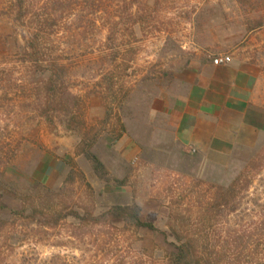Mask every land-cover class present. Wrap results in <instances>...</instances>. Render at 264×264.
I'll list each match as a JSON object with an SVG mask.
<instances>
[{"label": "rangeland", "instance_id": "rangeland-1", "mask_svg": "<svg viewBox=\"0 0 264 264\" xmlns=\"http://www.w3.org/2000/svg\"><path fill=\"white\" fill-rule=\"evenodd\" d=\"M13 1L0 0V264H111L123 252L129 260L168 264L175 231L200 234L205 224L212 226L210 239L222 260L217 264H264V170L231 205L212 218L201 216L203 197H213L210 185L228 189L251 162L264 165V146L248 163L243 157L199 158L177 142L168 113L180 74L193 60L227 54L264 71V0H104L101 11L83 16L62 9L54 42L42 45L68 51L71 67L67 86H57L52 121L37 107L44 85L16 62L25 43L16 42ZM33 1L28 6L35 13L23 15L54 12L52 4L44 10ZM114 52L121 68L131 67L120 72L130 92L120 111L127 134L117 143L102 135L93 152L126 186L100 179L79 152L85 136L110 129L102 123L107 109L100 98L108 84H99L94 71L109 70ZM67 88L84 98L83 120L60 112ZM69 161L78 167L71 182ZM134 204L166 235L116 219L59 218L69 212L97 218L115 205Z\"/></svg>", "mask_w": 264, "mask_h": 264}, {"label": "trees", "instance_id": "trees-1", "mask_svg": "<svg viewBox=\"0 0 264 264\" xmlns=\"http://www.w3.org/2000/svg\"><path fill=\"white\" fill-rule=\"evenodd\" d=\"M36 1H33L32 4H36ZM104 0H40L41 8L45 10V6L52 4L54 12L51 14H45L43 16L37 17L31 14H24L27 10H33L28 6V0H14L13 4L15 9H17V16L15 18L16 29L19 31V35L16 36V42L18 43L20 39L23 40L25 46L18 47L17 52V63L24 65L26 70L31 74L30 77L36 80L37 85L39 83L44 85V97H39L37 107L39 108L40 116L47 117L53 120V116L50 114L55 110L54 104L56 98L58 97L57 86L62 84L67 86V79L71 76V67L67 63V58L69 55L68 51L55 52L49 51V48H43V44H49L54 42V36H57L59 33L58 27L64 18L65 14L61 16L58 15V12L64 13L71 12V14L76 15L80 13L81 16L85 12L97 13L101 11V5ZM150 7L148 4L142 5V11L149 13ZM30 15V16H28ZM140 21L138 20V23ZM132 24H137V21H134ZM131 35L134 36V31H131ZM46 47V46H44ZM19 56V57H18ZM108 57V56H107ZM110 60V69L106 72L103 71H94L95 78H100L99 84L107 83L108 87L103 89L100 98L104 101L106 105V118L102 122L105 126L109 124L110 129H106L96 132L95 135L85 136L82 140L80 147V154L85 156V158L91 163L95 174L107 182L108 184H116L119 186H126L127 180H118L111 176L110 172L107 170L105 164L101 159L93 152V148L98 143L102 135L111 137L114 143L122 140L127 134L126 125L123 122L122 114L120 111L124 109V105L130 102V92L126 89L125 85L122 84L123 76L121 74L123 71L128 70L131 67L121 68L118 63V52L112 53ZM121 72V74H120ZM128 77V75H126ZM40 77V78H39ZM66 97H64L62 103V108L60 112L64 114H69L82 118L84 113H82L83 108L86 106L84 104V98L81 96H75L71 93L70 89L66 90ZM118 107L119 112L116 111ZM58 113L57 115H59ZM71 116V117H73ZM80 121V124L85 126V121ZM109 130V131H108ZM103 132V133H102ZM40 148H43L40 146ZM68 165L71 166L72 170L69 175L68 181L71 182L74 180L77 174V164L73 161H69ZM260 170L259 172H254V168ZM264 165L256 166V161H253L249 164L248 168L238 176L232 185L228 189L222 187H216L210 185L209 191H213V197L207 199L206 194L203 198L204 204L202 205L201 216L203 218H212L213 212L217 209H221L223 206L231 205L233 200H236L241 193L248 192L254 185L256 177L261 175L260 172L264 170ZM257 171V170H256ZM82 179L84 175L81 174ZM207 193H209L207 191ZM218 199V202L215 201ZM238 207L233 208L237 211ZM24 214V213H23ZM73 217L84 223L88 222H106V220H122L128 226H132L135 229H144L148 230L156 235H166L164 231L159 229L155 224L151 222H146L143 219V209L137 204L132 206H121L115 205L108 212L102 214L101 216L94 218L92 216L82 217L77 212H69L65 215H61L59 218H69ZM34 218V217H33ZM32 219V218H31ZM36 219V218H35ZM35 219H32L33 221ZM212 226L205 224L201 229V233H194L191 228L186 229V231L180 234V232L175 231L177 243L173 244L175 251L170 255L168 259V264H217V262L222 261L221 258H216L217 255V245L215 242L211 241L210 233L212 232ZM118 235L120 231L115 230ZM121 249V247H120ZM225 249V250H224ZM222 249L224 252L228 251V246H225ZM124 251V250H123ZM122 251V252H123ZM112 262V263H111ZM111 264H148V262L140 258H134L129 260V258L124 254L121 257H118L115 261H111ZM63 264H67L65 261ZM241 264V263H239Z\"/></svg>", "mask_w": 264, "mask_h": 264}, {"label": "crops", "instance_id": "crops-1", "mask_svg": "<svg viewBox=\"0 0 264 264\" xmlns=\"http://www.w3.org/2000/svg\"><path fill=\"white\" fill-rule=\"evenodd\" d=\"M231 57L223 66L210 60L187 65L168 113L185 150L207 160L243 157L248 163L264 146V71Z\"/></svg>", "mask_w": 264, "mask_h": 264}, {"label": "built area", "instance_id": "built-area-1", "mask_svg": "<svg viewBox=\"0 0 264 264\" xmlns=\"http://www.w3.org/2000/svg\"><path fill=\"white\" fill-rule=\"evenodd\" d=\"M230 55H219L213 58V63L217 66H223L230 64L233 60Z\"/></svg>", "mask_w": 264, "mask_h": 264}]
</instances>
